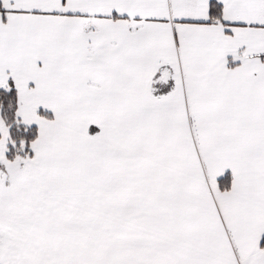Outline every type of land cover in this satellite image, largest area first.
<instances>
[{
    "label": "snow or ice",
    "instance_id": "obj_1",
    "mask_svg": "<svg viewBox=\"0 0 264 264\" xmlns=\"http://www.w3.org/2000/svg\"><path fill=\"white\" fill-rule=\"evenodd\" d=\"M0 264H264V0H0Z\"/></svg>",
    "mask_w": 264,
    "mask_h": 264
}]
</instances>
